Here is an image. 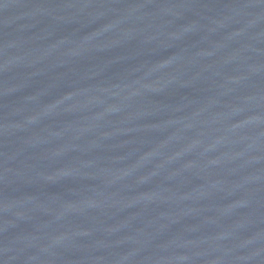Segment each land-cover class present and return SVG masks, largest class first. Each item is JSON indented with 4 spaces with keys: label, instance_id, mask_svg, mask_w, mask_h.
I'll return each mask as SVG.
<instances>
[{
    "label": "water",
    "instance_id": "obj_1",
    "mask_svg": "<svg viewBox=\"0 0 264 264\" xmlns=\"http://www.w3.org/2000/svg\"><path fill=\"white\" fill-rule=\"evenodd\" d=\"M0 264H264V0H0Z\"/></svg>",
    "mask_w": 264,
    "mask_h": 264
}]
</instances>
